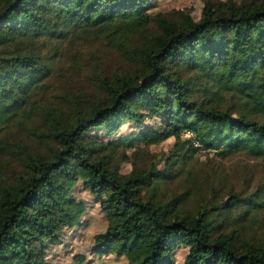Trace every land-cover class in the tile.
Segmentation results:
<instances>
[{
  "label": "trees",
  "instance_id": "trees-1",
  "mask_svg": "<svg viewBox=\"0 0 264 264\" xmlns=\"http://www.w3.org/2000/svg\"><path fill=\"white\" fill-rule=\"evenodd\" d=\"M151 1L0 0V264H50L90 202L102 224L80 264H178L181 249L179 264H264L248 231L264 183L244 192L193 167L199 151L264 160V0H203L196 15ZM90 37L125 65L56 100L62 44ZM171 137L160 172L144 155Z\"/></svg>",
  "mask_w": 264,
  "mask_h": 264
},
{
  "label": "rangeland",
  "instance_id": "rangeland-1",
  "mask_svg": "<svg viewBox=\"0 0 264 264\" xmlns=\"http://www.w3.org/2000/svg\"><path fill=\"white\" fill-rule=\"evenodd\" d=\"M151 2L153 11L191 9L192 13L196 15L202 7L203 0H152ZM136 38V35L126 36L123 43L129 44ZM62 46L64 48L62 60L56 63V71L50 81L52 86L50 96H56V100L62 99L67 91L76 95H89L93 93L94 81L92 77H94V74H101L102 72L111 74L120 70L125 65V61L106 40L90 37L89 40L66 41ZM27 124L28 127L32 126L30 122H27ZM130 130V126H124L118 135ZM23 132L14 128L10 130L9 135L23 140L24 143L30 146L32 141L26 136V132ZM118 135H114V138ZM182 136L189 138L191 134L184 132ZM173 143L174 138L171 137L163 142L151 145L147 148V153L144 157L154 164L158 171H167L164 167V155L168 153ZM126 150L127 152H131L132 148L127 147ZM195 156L196 158L194 159L198 160L193 162V167L198 171H202L201 176L212 172L210 168L213 167L214 171L217 170L220 175L227 179V183L234 184L237 189H241L244 192L264 183V160L262 159L251 158L245 153H237L226 159H221L215 153L208 154L204 151H199ZM7 166L8 163H5L2 168H7ZM120 170L121 172H127L129 165L127 163L122 164ZM78 197L89 201L88 195L85 192H78ZM90 205L91 207H89L87 216L83 222L84 224L69 232L67 236L69 240L66 247L54 248L48 251L50 264H80L76 261L75 255L90 245L91 234L102 224L97 207L94 206L93 202H90ZM253 225L248 230L249 235L251 236L256 233L259 237L263 236L264 212L257 216ZM183 251L181 249L177 254L178 264L183 256ZM100 262H103L102 264H120L113 258H106L100 260Z\"/></svg>",
  "mask_w": 264,
  "mask_h": 264
}]
</instances>
